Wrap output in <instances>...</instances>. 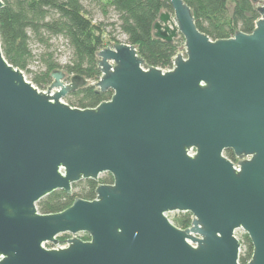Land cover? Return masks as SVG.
Returning a JSON list of instances; mask_svg holds the SVG:
<instances>
[{
  "label": "water",
  "instance_id": "obj_1",
  "mask_svg": "<svg viewBox=\"0 0 264 264\" xmlns=\"http://www.w3.org/2000/svg\"><path fill=\"white\" fill-rule=\"evenodd\" d=\"M168 1L153 36H182L183 52L162 69L125 42L98 50L91 84L112 93L95 107L64 101L87 79L55 70L40 90L0 46V264H239L236 230L252 245L245 264H264V1L252 32L216 40L184 0ZM103 173L113 181L94 199L38 211ZM62 233L66 246H44Z\"/></svg>",
  "mask_w": 264,
  "mask_h": 264
},
{
  "label": "trees",
  "instance_id": "obj_2",
  "mask_svg": "<svg viewBox=\"0 0 264 264\" xmlns=\"http://www.w3.org/2000/svg\"><path fill=\"white\" fill-rule=\"evenodd\" d=\"M264 0H184L190 7L197 28L210 39H224L237 31L250 33L259 14L256 7ZM0 8V46L7 62L30 74L29 81L45 90L52 81L51 73L59 70L67 77L79 75L90 83L68 93L64 101L79 108L95 107L108 100L111 91L98 92L91 82L98 80V50L112 46L118 35L133 45L145 66L162 69L172 66L179 52L176 40L166 42L153 36V24L161 12L173 13L168 0H2ZM95 12L102 19L95 20ZM113 14V15H112ZM115 17L112 19V16ZM61 37L69 51L65 63H60L52 40ZM181 41L183 40L181 36ZM32 44L39 47L34 53ZM36 61L35 69L31 65ZM224 154L235 161L231 150ZM113 179L103 173L97 181L81 180L72 184L67 194L56 190L36 203L42 214L55 213L70 206L75 198L92 200L99 183L110 184ZM77 188V190H73ZM172 222L179 228L190 225L191 214L175 212ZM84 239L89 238L87 234ZM239 264L251 256L248 235L240 234Z\"/></svg>",
  "mask_w": 264,
  "mask_h": 264
},
{
  "label": "rangeland",
  "instance_id": "obj_3",
  "mask_svg": "<svg viewBox=\"0 0 264 264\" xmlns=\"http://www.w3.org/2000/svg\"><path fill=\"white\" fill-rule=\"evenodd\" d=\"M113 15V14H112ZM111 15V16H112ZM115 17L112 16V19H114ZM94 19L95 20H100L102 19V16L99 12H95V16H94ZM181 36L178 35L174 40H176V42L179 44L178 46V49H179V52H183V44H184V40L181 41ZM117 39L121 42L124 41V37L123 35H118L117 36ZM52 43H53V47L55 48L56 50V57L58 59V61L60 63H65L66 60L68 59V56H69V51L68 49L66 48L65 46V43H64V40L61 38V37H57V38H54L52 40ZM32 48L34 50V53L37 54L38 51H39V47L36 45V44H32ZM36 67V61L31 65V68L32 69H35ZM26 79L29 81L30 79V74L28 73H24ZM78 183V182H77ZM73 190H77V188H73ZM72 191V190H71ZM175 212L173 213H168L167 216L168 218L171 220L172 219V216ZM172 221V220H171ZM238 238V237H237Z\"/></svg>",
  "mask_w": 264,
  "mask_h": 264
},
{
  "label": "built area",
  "instance_id": "obj_4",
  "mask_svg": "<svg viewBox=\"0 0 264 264\" xmlns=\"http://www.w3.org/2000/svg\"><path fill=\"white\" fill-rule=\"evenodd\" d=\"M172 67V66H171ZM170 67V68H171ZM170 68H165V69H170ZM243 231L242 230H236L235 231V236L236 237H238V239H239V237H240V234L242 233ZM84 234H86V233H78V234H76L75 236H77V237H79V238H81V239H83V240H87V239H84L83 238V235ZM66 236V237H65ZM73 235L72 234H70V233H62V234H60V235H58L57 236V238L59 239V240H64V241H58V243H57V245H52L51 243H45L44 244V246L46 247V248H54V247H56V246H59V247H64V246H66V240L65 239H69V238H71ZM240 253H241V248H240Z\"/></svg>",
  "mask_w": 264,
  "mask_h": 264
},
{
  "label": "flooded vegetation",
  "instance_id": "obj_5",
  "mask_svg": "<svg viewBox=\"0 0 264 264\" xmlns=\"http://www.w3.org/2000/svg\"><path fill=\"white\" fill-rule=\"evenodd\" d=\"M225 151H226V150H225ZM225 151H224V152H225ZM193 152H194L193 150H190V151H189L190 154H192ZM224 155H225V154H224ZM225 156H226V155H225ZM234 156H235V155H234ZM226 157H227V156H226ZM227 158H228V157H227ZM228 159H229V158H228ZM235 159H236L235 161H233V160H231V159H230V160H231L232 162L236 163L238 159H237L236 157H235ZM65 237H66V236H65ZM58 241H59V239H58Z\"/></svg>",
  "mask_w": 264,
  "mask_h": 264
}]
</instances>
